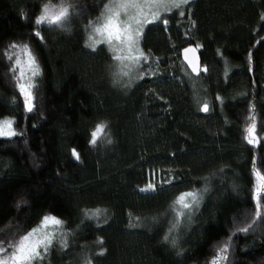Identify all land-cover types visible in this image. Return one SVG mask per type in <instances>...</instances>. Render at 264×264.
<instances>
[{
  "label": "trees",
  "instance_id": "16d2710c",
  "mask_svg": "<svg viewBox=\"0 0 264 264\" xmlns=\"http://www.w3.org/2000/svg\"><path fill=\"white\" fill-rule=\"evenodd\" d=\"M107 3L0 0V124L16 133L0 135V258L50 214L68 235L36 264H213L225 247L219 264H264V0L161 12L127 76L106 44L89 46ZM46 6L69 8L62 26L36 25ZM13 43L38 60L31 112ZM189 44L207 70L198 77L181 59ZM100 122L107 136L92 145ZM190 191L198 203L173 228V202Z\"/></svg>",
  "mask_w": 264,
  "mask_h": 264
},
{
  "label": "snow or ice",
  "instance_id": "6c2138e0",
  "mask_svg": "<svg viewBox=\"0 0 264 264\" xmlns=\"http://www.w3.org/2000/svg\"><path fill=\"white\" fill-rule=\"evenodd\" d=\"M188 0H180L176 3L171 0V4L165 3L164 0H108L104 11L95 21H90L89 28L92 30L88 39L89 46H92L95 51V46L98 44H106L113 53L112 59L117 62L119 71L116 75L127 76L133 68L138 67L142 59H145L144 53L139 47V41L143 33V27L146 23H151L156 19H160V9H166L169 6L179 8ZM69 16V8L61 6L54 10L46 6L42 14L36 19L37 26L48 24L62 26ZM151 17V19L149 18ZM10 49H18L15 55V60L11 71L14 73V78L20 93L24 97L25 107L31 112L33 109V92L31 89L35 86L34 77L39 75V64L35 54L32 52L28 44L17 45L13 43ZM193 51L186 49L185 52ZM12 59V55H9ZM17 69L19 71L17 72ZM193 71H197L193 68ZM207 111V104L203 107ZM13 122L10 120L3 121L0 126V135H15L11 131ZM253 127L248 128V134L251 137L254 131ZM107 136V124L100 122L96 125L91 133L92 145L97 141ZM110 142V141H109ZM249 143L254 140L250 138ZM72 155L79 159L78 153L73 150ZM257 179L260 182V187H264V175L257 173ZM152 183L141 191H154ZM199 193L185 192L180 194L173 202L172 210L176 213V221L173 223V228L178 226L179 218L185 215L182 209H190L195 203H198ZM179 205V208L176 206ZM97 212L85 211V216H95ZM259 214V213H258ZM171 231V229H170ZM64 231V221L53 215H45L39 225L28 231L19 239H14L7 244L10 249V254H6L4 258H0V264H36L37 261H43L48 255L54 240L67 236ZM62 246H67V241H61ZM5 251V246L0 242V252ZM227 247L220 250V257L213 262L219 264L220 259H227ZM86 264H91L87 261Z\"/></svg>",
  "mask_w": 264,
  "mask_h": 264
},
{
  "label": "water",
  "instance_id": "95a60500",
  "mask_svg": "<svg viewBox=\"0 0 264 264\" xmlns=\"http://www.w3.org/2000/svg\"><path fill=\"white\" fill-rule=\"evenodd\" d=\"M186 49H193V51L186 53ZM180 55L183 63L185 64L191 75L194 77H198L201 74L203 67L200 52L198 51V49L194 45L189 44L181 50ZM193 68H196L197 71H193Z\"/></svg>",
  "mask_w": 264,
  "mask_h": 264
},
{
  "label": "rangeland",
  "instance_id": "374dc122",
  "mask_svg": "<svg viewBox=\"0 0 264 264\" xmlns=\"http://www.w3.org/2000/svg\"><path fill=\"white\" fill-rule=\"evenodd\" d=\"M188 1H189V0H188ZM164 2H165V3H168L169 5L171 4V0H164ZM175 2H176V3H179L180 0H175ZM170 8H174V7L169 6V7L166 8V9H160L159 14H160L161 12H163V11L169 10ZM104 9H105V7L103 8V11H104ZM103 11H102V12H103ZM149 18L151 19V17H149ZM146 24H147V23H146ZM146 24H145V25H146ZM145 25H144V26H145ZM18 71H19V70H18ZM18 71H17V72H18ZM202 72H203V73H207V70L205 69V67H202ZM23 98H24V97H23ZM2 125H3V123L0 124V126H2ZM11 131H12V130H11ZM10 251H11V250H10ZM7 254H10V252L7 253ZM4 257H5V255L2 256L1 258H4Z\"/></svg>",
  "mask_w": 264,
  "mask_h": 264
}]
</instances>
